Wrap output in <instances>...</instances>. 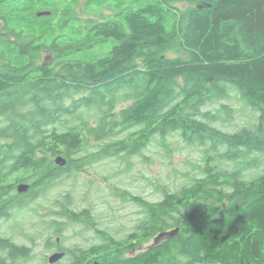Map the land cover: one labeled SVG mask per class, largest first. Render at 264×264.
Masks as SVG:
<instances>
[{
	"label": "trees",
	"instance_id": "16d2710c",
	"mask_svg": "<svg viewBox=\"0 0 264 264\" xmlns=\"http://www.w3.org/2000/svg\"><path fill=\"white\" fill-rule=\"evenodd\" d=\"M174 1L34 0V11L51 12L35 17V31L53 60L30 70L26 43L10 52L14 70L0 69V219L38 213L68 169L128 161L154 139L168 146L171 134L201 148L187 187L156 186V201L131 196L142 214L131 233H108L67 264H264V0H197L184 11ZM28 15L22 9L10 24L18 30ZM231 92L257 111L251 127L216 125L234 110ZM251 169L259 172L246 178ZM20 182L27 192H16ZM28 250L1 237L0 264Z\"/></svg>",
	"mask_w": 264,
	"mask_h": 264
},
{
	"label": "rangeland",
	"instance_id": "374dc122",
	"mask_svg": "<svg viewBox=\"0 0 264 264\" xmlns=\"http://www.w3.org/2000/svg\"><path fill=\"white\" fill-rule=\"evenodd\" d=\"M198 4L197 0L174 1V5L180 11ZM77 11L82 13V3L77 7ZM51 58L50 54H43L42 61H47L49 64ZM180 82L181 80L177 79V83ZM220 101L222 100L217 102ZM227 102L233 106L234 110L225 117L229 120L216 122V125L227 132L251 127L255 122L257 111L246 104L237 92H231ZM207 108L216 109L218 107L213 104ZM161 142L154 139L144 150V155H134L128 161L117 156L105 158L89 167L81 168L75 173L74 179L57 185L44 198H49L51 201L54 198H60L59 194L66 190H72L76 209L90 206L92 215L99 221V228L106 230L107 234L109 233L116 240L124 239L131 233L138 218L142 216L139 205L131 196L140 195L148 200L156 201L162 196L156 186L169 192H176L180 188L187 187L192 182V178L199 175L197 166L203 162L200 147L185 145L178 134H171L168 139H164L163 142L168 144L166 147L160 145ZM229 166L231 165H225V167ZM258 172L257 169L248 170L245 172V177L250 178ZM122 188L129 192L128 195H124ZM47 207V212L44 214L31 210L28 216V211L24 210L23 215L27 214V217L0 219V235L13 238L17 245H23L29 249L27 256L7 259L6 264H50L48 258L55 252L44 246L42 238L45 233L53 234V225H50V220L58 217L52 212L57 208L52 202H48ZM63 221L66 223L64 234L68 238L67 244L74 240L77 241L81 237L88 239L85 248L90 243H94L92 229L82 232L83 226ZM55 236H53V240ZM153 243L154 238L140 243L136 247L135 253ZM133 253L134 251H128L126 255ZM0 255L4 257L5 253L1 251ZM63 262L67 264L69 261L65 258Z\"/></svg>",
	"mask_w": 264,
	"mask_h": 264
},
{
	"label": "flooded vegetation",
	"instance_id": "af4514ba",
	"mask_svg": "<svg viewBox=\"0 0 264 264\" xmlns=\"http://www.w3.org/2000/svg\"><path fill=\"white\" fill-rule=\"evenodd\" d=\"M34 0H0V69L6 70V71H12L14 70L11 67V61H12V55L10 52L14 48V51L17 49L23 50V52L26 51L27 46L26 43H28V50L29 54L27 57H29V61L31 62L29 65L30 70L34 69H40V65L42 64V57L43 54L45 55H51L52 53L43 48H39L40 46V39L42 38V32H36L35 26L37 24L35 17L36 15L34 12H37L38 10L34 11ZM22 4L23 6H20ZM22 9L26 10V14H29L26 17V23H22L18 30L14 29L13 26L10 24V19L13 14H15L18 11H21ZM34 13V15H32ZM40 17V16H38ZM34 27V28H33ZM49 52V53H48ZM26 59V57H24ZM53 60V57L51 58V61ZM3 72H0V75H2ZM65 173V172H64ZM75 178V172L72 171V169H68L67 173L62 175L60 179L69 180ZM72 187V186H71ZM17 192V191H16ZM18 193V192H17ZM68 196L67 198H54L53 200H42V208L39 209V212L41 214H44L47 212V203L52 202L54 204L55 208L52 210L54 214L57 215V220L53 223L52 229H56L59 232L53 233V234H43V244L48 249H53L55 253H63L62 257L58 259L56 262L50 263V264H65L63 260L65 258L69 259L70 256L74 253H81V254H90L92 253V250L95 247L102 246L103 243H105V237H106V230L99 228L98 224L99 221L95 219V217L92 215L91 207L82 208L78 207L76 209V205L74 204V199L72 195V190H66L64 193L59 194ZM14 218L8 217V219ZM66 220L72 224H76L79 226H83L82 232H85L89 229H92L91 233H93V244H89L87 248H85L86 243L88 242V239H81L77 241H73L69 244L66 243V240L68 239L65 236V228L64 225L66 224L63 220ZM55 236L54 240L52 239L53 236ZM82 235V234H81ZM4 237L0 235V238ZM97 238V239H96ZM57 239V240H55ZM12 241L14 243L15 240L12 238ZM23 246V245H19ZM31 248V247H30ZM128 251H134L133 254H135V247L127 250ZM1 252V251H0ZM131 254V255H133ZM83 258H81L82 260ZM86 259V258H85ZM89 264V262H88ZM94 264V263H93Z\"/></svg>",
	"mask_w": 264,
	"mask_h": 264
},
{
	"label": "water",
	"instance_id": "95a60500",
	"mask_svg": "<svg viewBox=\"0 0 264 264\" xmlns=\"http://www.w3.org/2000/svg\"><path fill=\"white\" fill-rule=\"evenodd\" d=\"M45 14H50V11L48 10H39L36 12V15L38 16H42V15H45ZM49 53V52H48ZM43 63L47 64L48 62L47 61H44ZM55 162L58 164V165H64L65 162H66V159L61 156V155H58L55 157ZM29 186L30 184L27 183V182H20L16 185V191L18 193H24V192H27L28 189H29ZM178 230V228H174L173 230H164V231H161L159 232L158 234H156L153 238H154V243L153 244H156L158 243L159 241H161L162 239H166V238H169L170 236H172L173 234L176 233V231ZM63 253H54L53 255H51L49 258H48V262L49 263H53V262H56L58 259H60L62 257ZM99 262L95 261L94 264H98Z\"/></svg>",
	"mask_w": 264,
	"mask_h": 264
},
{
	"label": "bare ground",
	"instance_id": "6f19581e",
	"mask_svg": "<svg viewBox=\"0 0 264 264\" xmlns=\"http://www.w3.org/2000/svg\"><path fill=\"white\" fill-rule=\"evenodd\" d=\"M43 11V10H42ZM50 14H51V12H50ZM50 14H45V15H42V16H47V15H50ZM54 161H55V159H54ZM56 163V162H55ZM66 163V162H65Z\"/></svg>",
	"mask_w": 264,
	"mask_h": 264
}]
</instances>
